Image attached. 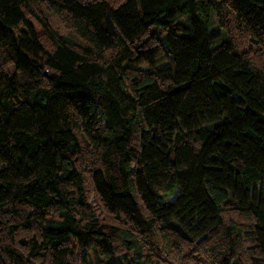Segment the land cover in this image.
Segmentation results:
<instances>
[{
    "label": "trees",
    "instance_id": "1",
    "mask_svg": "<svg viewBox=\"0 0 264 264\" xmlns=\"http://www.w3.org/2000/svg\"><path fill=\"white\" fill-rule=\"evenodd\" d=\"M0 264H264V0H0Z\"/></svg>",
    "mask_w": 264,
    "mask_h": 264
},
{
    "label": "rangeland",
    "instance_id": "2",
    "mask_svg": "<svg viewBox=\"0 0 264 264\" xmlns=\"http://www.w3.org/2000/svg\"><path fill=\"white\" fill-rule=\"evenodd\" d=\"M215 27H217V25H215Z\"/></svg>",
    "mask_w": 264,
    "mask_h": 264
}]
</instances>
